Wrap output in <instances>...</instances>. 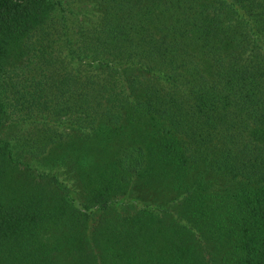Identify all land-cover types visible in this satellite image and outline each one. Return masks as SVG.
Masks as SVG:
<instances>
[{
    "label": "trees",
    "instance_id": "1",
    "mask_svg": "<svg viewBox=\"0 0 264 264\" xmlns=\"http://www.w3.org/2000/svg\"><path fill=\"white\" fill-rule=\"evenodd\" d=\"M0 264H264V0H0Z\"/></svg>",
    "mask_w": 264,
    "mask_h": 264
}]
</instances>
